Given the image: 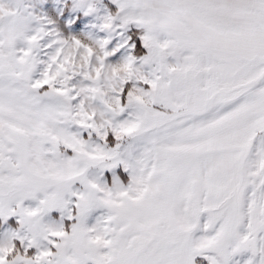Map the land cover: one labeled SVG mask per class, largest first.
Returning <instances> with one entry per match:
<instances>
[{
    "label": "snow or ice",
    "instance_id": "obj_1",
    "mask_svg": "<svg viewBox=\"0 0 264 264\" xmlns=\"http://www.w3.org/2000/svg\"><path fill=\"white\" fill-rule=\"evenodd\" d=\"M0 264H264V0H0Z\"/></svg>",
    "mask_w": 264,
    "mask_h": 264
}]
</instances>
